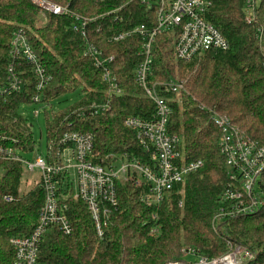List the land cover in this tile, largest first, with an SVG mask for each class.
<instances>
[{"label": "trees", "instance_id": "obj_1", "mask_svg": "<svg viewBox=\"0 0 264 264\" xmlns=\"http://www.w3.org/2000/svg\"><path fill=\"white\" fill-rule=\"evenodd\" d=\"M40 1L67 8L69 13L43 15L30 0H0V85L5 82L11 59L12 34L20 30L49 78L43 101L49 106L63 94L78 92L80 96L65 112H43L46 141H58L66 132L90 134L93 164L115 156L148 165V155L123 125L127 117L148 120L154 114L153 104L134 78L143 60L145 41L133 34L119 42L112 40L140 26L154 28L155 4L148 9L140 0ZM246 1L208 0L205 19L228 43L226 51H208L199 62H183L173 57L174 33L156 36L151 45L147 83L151 86L175 80V75L186 82L187 95H165L161 91L158 95L171 101L168 128L181 138L184 161H200L202 168L167 193L157 211L140 201L145 187L116 182L117 211L102 240L96 238L83 203L69 200L66 216L72 233L65 236L57 226L48 229L38 250L40 263L165 264L184 261V248L211 259L226 255L229 247L240 246L253 255V260L244 264H264V208L254 215L214 221L224 207L220 201L227 170L217 147L220 131L210 113L200 109L205 107L226 117L248 140L264 144V0L256 5L251 24L245 22ZM75 17L85 20L84 36L73 30L80 24ZM87 43L104 57L113 58L109 66L122 91L120 96L108 99L101 71L83 56ZM22 69L28 67L24 64ZM26 79L22 92L0 99V131L19 142L23 158L34 152L35 141L20 110L34 106L31 99L38 94L36 79L29 73ZM106 99L107 112L94 115L88 111L91 104H104ZM23 179L18 164L0 162V264H13L9 240L31 234L43 205L41 184L20 191ZM5 195L12 196L14 202L3 203ZM155 227L158 233L150 235Z\"/></svg>", "mask_w": 264, "mask_h": 264}, {"label": "built area", "instance_id": "obj_2", "mask_svg": "<svg viewBox=\"0 0 264 264\" xmlns=\"http://www.w3.org/2000/svg\"><path fill=\"white\" fill-rule=\"evenodd\" d=\"M30 1L43 15L50 13L62 16L69 13L66 9L44 1ZM140 3L148 9L152 3L155 4V27L149 30L140 26L129 33L114 37L112 41L119 42L132 34L145 41L141 53L143 60L135 69L134 78L144 97L153 104L154 114L148 120L127 117L123 125L134 134L137 144L148 155L149 163L147 165L126 157L106 156L98 164H93L90 161L93 137L79 132L63 133L58 141L47 140L45 155H36L29 161L22 157L19 142L6 137L0 131V162L16 163L29 175L37 173L43 189V205L38 212L33 231L27 237H12L9 240L14 253L13 264H42L38 260V250L48 229L57 226L65 236L72 233L66 216V202L69 200L83 203L93 222L96 238L102 240L111 217L117 211L116 182L129 183L141 189L145 187L140 201L146 208L157 211L167 193L183 184L185 178L203 166L200 161H184L180 151L181 138L171 134L168 128L172 115L169 105L171 101L158 95L160 91L165 95H187L186 82L175 79L151 86L147 83L151 45L156 36L166 32L174 33L173 57L178 61L191 62L208 51L228 50V43L205 19L208 0H140ZM255 7L253 0L246 1L247 14H244L247 24L254 22ZM75 19L80 24L73 30L84 36L85 20L78 17ZM83 56L92 62L95 69L101 71L102 81L107 86L108 99L120 96L122 91L109 66L113 58L104 57L88 43L85 44ZM10 58L5 82L0 85V99L4 100L10 94L22 92L29 73L30 77L36 79L35 90L38 93L31 99V104H43L44 108L48 106L43 101L42 92L49 78L20 30L12 34ZM24 64L28 70L22 69ZM108 99L104 104H91L88 111L94 115L107 112ZM200 109L210 113L220 131L217 147L227 170V184L220 201L224 207H220L214 221L219 223L260 212L264 208V144L258 145L248 140L226 117L205 107ZM1 201L11 204L14 198L5 195ZM155 219L156 215H153L152 220ZM158 230L155 227L150 235L157 234ZM229 249L226 255L210 259L199 256L194 249L184 248L181 251L184 261L165 264H244L253 260V255L243 247L234 246Z\"/></svg>", "mask_w": 264, "mask_h": 264}, {"label": "rangeland", "instance_id": "obj_3", "mask_svg": "<svg viewBox=\"0 0 264 264\" xmlns=\"http://www.w3.org/2000/svg\"><path fill=\"white\" fill-rule=\"evenodd\" d=\"M253 1L255 5L259 3V0H253ZM245 14H247V9L245 10ZM200 59L201 58L195 59L194 61L199 62ZM175 77H176L175 79H181L177 75H175ZM79 100H80V96L78 92L68 93L61 95L56 100L51 102L49 106H46L45 108L43 104H41V105L27 106L24 109L20 110L21 116L25 118L28 125L31 126V133L35 141L34 152L31 155L25 157L26 160L32 161L34 156L36 155L44 156L46 153L45 134L47 132L45 130V119H44L45 116L43 114V109H45L49 114L51 112L53 114H58L67 111L71 106H73ZM23 177H24L23 185L22 187H20V191L27 192L30 189H32L34 186H37V184H39V180L37 179L38 178L37 173H35L34 175L33 174L29 175L28 173L23 172Z\"/></svg>", "mask_w": 264, "mask_h": 264}, {"label": "bare ground", "instance_id": "obj_4", "mask_svg": "<svg viewBox=\"0 0 264 264\" xmlns=\"http://www.w3.org/2000/svg\"><path fill=\"white\" fill-rule=\"evenodd\" d=\"M53 5V4H52ZM53 6H55V5H53ZM57 7V6H56ZM59 7V6H58ZM60 8H62V7H60ZM62 9H66L67 10V8H62ZM68 11V10H67Z\"/></svg>", "mask_w": 264, "mask_h": 264}]
</instances>
